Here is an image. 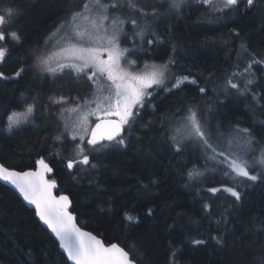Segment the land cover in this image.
<instances>
[{
    "label": "trees",
    "instance_id": "16d2710c",
    "mask_svg": "<svg viewBox=\"0 0 264 264\" xmlns=\"http://www.w3.org/2000/svg\"><path fill=\"white\" fill-rule=\"evenodd\" d=\"M134 2L148 12L153 4L164 3L160 11L165 13L170 0ZM84 3L87 0H0V9L15 10L11 30L22 37L20 43L3 44L9 52L6 61L0 63V71L11 75L21 66L25 69L18 80L0 81V161L19 170L35 168L41 158L51 162L52 178L59 184L57 193L70 196L78 223L106 244L117 242L125 247L138 264H172L174 250L177 264H255L256 257L264 256V234L260 232L264 220V182L225 177L222 171H213V163H206L194 146L175 153L169 137L190 105L197 106L204 116L207 111L212 112L209 121L222 124L225 129L239 124L241 128H252L256 136L259 130H264V107H261L264 100L257 103L251 96L241 100L236 90L222 91V80L226 83L228 76L243 73L246 66L249 57L241 52L242 42L250 52L264 54V0H258L251 10L242 3L237 11L227 15L223 12L213 15L209 5L186 0L179 14L161 15L155 20L150 16L140 18L142 27L156 22L150 31L157 34L160 42L153 45L146 43L154 38L152 35L147 33L143 41L139 40L133 36L139 29L126 23L128 37L122 42L135 53L129 59L145 65L169 64L172 58L175 63L169 64L172 72L169 86L172 87L175 77L182 75L196 78L197 84L185 83L172 91L155 88L153 105H145L132 128L126 127L124 137L128 147L93 152L86 146L90 164L78 163L72 171L67 162L77 159L75 145L79 140L71 139L72 120L66 108L75 98L89 93V81L84 77L77 79L71 69L55 74L42 72L35 67V56L50 54L56 48L65 30L59 26L65 23L66 27L70 13ZM213 4L220 7L221 0H213ZM132 15L129 8H124V18ZM254 70L259 79L253 90L264 95V67L255 66ZM240 76L234 82L242 87ZM200 87L206 88V92L200 93ZM58 97L67 98L68 102L54 103L53 98ZM29 104L35 108L32 122L12 133L5 132L8 115L24 110ZM58 135L61 140L55 139ZM194 167L204 175L190 181L187 172ZM261 170L258 166L257 172ZM152 180L157 183L145 192L141 185ZM222 184L237 187L244 197L229 219L225 243L220 247L210 241L192 249L184 241V234L194 227L189 219L200 218L203 201L211 203L213 211L210 219L202 220L201 232L205 236L217 235V227L221 230L225 227L218 226L216 221L234 198L224 192L216 196L207 192V188ZM153 206L154 215L149 217L145 210ZM121 208L139 214L140 222L129 225L122 219ZM173 224L175 228L169 229ZM12 240L25 250L31 248L33 259L39 264H70L35 210L0 182V261L25 264L28 257L20 252L12 254Z\"/></svg>",
    "mask_w": 264,
    "mask_h": 264
},
{
    "label": "snow or ice",
    "instance_id": "6c2138e0",
    "mask_svg": "<svg viewBox=\"0 0 264 264\" xmlns=\"http://www.w3.org/2000/svg\"><path fill=\"white\" fill-rule=\"evenodd\" d=\"M95 10L89 3L83 4L81 11L70 13V21L74 22L77 18L87 22V27L81 30L80 25L73 24L74 38L78 42L71 43L69 49H60L61 52H69L66 57L67 62L57 60L53 66L54 54H42L35 56V67L42 72L55 74L57 71H63L69 68L74 71L77 79L86 77L97 87V91L92 93V98H83V103L79 98H75V108L71 111H78V127L70 132L72 141L79 140L75 145L76 155L80 156V160L69 159L67 168L73 169L75 164L82 163L90 164L89 154L85 152V137L87 146L91 147L93 152L102 151L109 147H128L125 137L121 134L125 126L129 129L136 123V118L140 115L141 109L145 107L147 98L152 96V92L148 90L153 86H162L166 80V72L168 65L162 66L160 70L131 73L125 70L122 65V60H127L134 51L128 47H121V36L127 39V34L124 32V25L131 24L134 31L133 36L144 40L146 32L152 35L153 39H147L148 45H153L160 42V38L155 32L150 31V26L142 27L140 18L151 17L153 20L161 15L172 16L179 14L182 11V6L186 4V0H170L168 3V11L162 13L161 8H164V3L153 4L151 12L146 11V7L139 6L134 0H126L129 10L133 13L132 16L121 18L117 15H110L109 9L113 12L122 9L125 5L121 0H111L110 3H102L101 0H93ZM199 3L209 5L211 13L223 12L227 15L230 12L237 11L243 3L246 9L251 10L257 6L258 0H221L220 7L213 4V0H199ZM227 10V11H225ZM15 20V10L11 7L0 9V63L6 61L9 49L3 44L8 41L20 43L22 37L17 31L11 30V25ZM60 29L65 28V23H61ZM67 35V34H66ZM239 34L237 33V36ZM241 52L248 55V61L243 69V73L233 72L226 78L225 85L222 86L223 93H228L229 89L236 90L240 95H250L253 101L259 103L264 100V95L258 94L253 89L257 86L258 77L255 73V66L264 67V54L250 52L245 43L240 45ZM175 51V48H173ZM106 54V58H105ZM240 55V53H238ZM129 64H135V60H128ZM175 60L169 58V64H174ZM147 67V65H146ZM239 67V65H237ZM25 69L21 66L11 75H6L0 71V81H11L22 78ZM245 76L243 88L240 84L234 82V79L239 76ZM105 77L111 81L108 87H101L97 81ZM176 83L169 88L180 89L185 83L196 85L195 79H190L189 76L175 77ZM200 93H205L206 88L200 87ZM106 93V94H105ZM67 98L60 97L55 103H67ZM95 105L93 108L92 105ZM154 107V106H153ZM264 107V105H261ZM34 105H26L23 113L13 112L7 117V131L9 133L19 129L22 124L28 123L34 113ZM64 109H62V112ZM180 110L178 109L177 112ZM103 113L105 118H101L97 113ZM97 116L99 122L92 127L89 124V117ZM116 117L117 119H109ZM179 126L176 127L174 134L169 139L171 140V148L177 154L182 153L185 148L194 146L200 153L203 154L205 162L213 163V171L220 170L225 177L243 178L245 182L261 181L264 182V138H258L253 129L250 127L241 128L239 124L225 129L222 124H213L195 105H190L179 118ZM67 129V125H65ZM90 133V136H89ZM56 140H61V136H56ZM108 141V144L102 143ZM259 153V158L253 156L249 158V153ZM39 165L36 171H15L10 170L3 164H0V180H3L13 185L22 194L24 200L35 206V214L44 224L48 226L51 232L59 241V248L67 255V259L74 264H133L129 258V253L117 244L113 243L110 246H105L103 242L97 239L90 232L83 231L74 222L75 218L72 212L69 211L71 201L67 195L54 196L52 189L56 187L55 180H46L45 173L51 172L52 169L45 163L44 159L36 161ZM262 170L257 172V167ZM96 167V165H92ZM234 174V175H233ZM204 173L197 170L195 167L187 172L188 179L195 180ZM157 182L150 181L148 185H141L145 192ZM207 192L216 196L217 193H227L234 198L222 212L220 219L216 221L217 225H225L221 230L217 227V235L205 236L201 232L202 220L210 219L213 211V205L208 201H203L199 212L200 218L191 217L190 227L185 230L184 241L191 246L192 249H198L201 246H206L210 241H214L215 245L222 247L225 243V233L227 232V224L235 209L243 202L242 193L235 186L222 184L220 187H209ZM111 211V209H109ZM122 212V219L128 222L129 225H135L140 222V215H133L129 211ZM155 208L147 207L145 214L149 217L154 215ZM169 229H174L175 224L169 225ZM261 234H264V220L261 221ZM13 248L11 250L14 255L20 252L28 257L25 264H39L33 259V250L31 248H21L15 240L11 241ZM177 252H172V264H177ZM3 264V261H0ZM7 264H19V261H8ZM255 264H264V256H258L255 259Z\"/></svg>",
    "mask_w": 264,
    "mask_h": 264
},
{
    "label": "rangeland",
    "instance_id": "374dc122",
    "mask_svg": "<svg viewBox=\"0 0 264 264\" xmlns=\"http://www.w3.org/2000/svg\"><path fill=\"white\" fill-rule=\"evenodd\" d=\"M125 1H126V0H121V2L124 3V5H125ZM101 2H102V3H110L111 0H101ZM87 3H89L90 6L93 7V9L95 10V5H94V3H93V0H87ZM124 8H126V10H127V9H128V6L125 5L122 9H120V10H118V11H115V12H113V10L109 9V14H110V15H117V16H119V17H121V18H124V17L122 16V12L124 11ZM82 9H83V6H82L79 10H77V11H81ZM69 21H70V17L68 18V21H67L68 23H66L65 30L62 32L61 41H60V40L57 41L56 48L50 53V54H54V55H53V61H52L53 66L55 65V63L57 62V60H59L60 62H67L65 58L68 57V56L70 55L69 52H67V51H66V52H61L60 49H62V48H64V49H69V48L71 47V43H73V42H78V41H76L75 38H74L73 24H78V25H80L81 30H83L84 28H86V27L88 26V25H87V22H86V21H83V20L80 19V18H77L74 22H71V23H69ZM155 24H156V22H149L148 24H145V25H146V26H150V29H154V28H155ZM124 32H125V33L127 32V30H126V24L124 25ZM66 34H67V35H66ZM146 36H147V32H146V34H145L144 39L146 38ZM127 37H128V36H127ZM138 38H139V37H138ZM123 39H125V38H124V36L122 35V36H121V47H128V46H126V45L123 44V42H122ZM139 40H141V39L139 38ZM135 45L137 46V45H139V44L136 43ZM137 50H138V48L136 47V48H135V51H137ZM105 58H106V54H105ZM128 60H132V59L127 58V60H122V61H121V65H122V67H123L125 70H127L128 72L134 73V74H136V73L152 72V71L160 70V69L162 68V66H164V65H168V71L166 72V77H167V78H166V80H165V83H164V85L159 86V87H162L164 91H168L169 88H172V87L169 86L170 84H168V81L170 80V76H171V74H172V72H171V67L169 66V64H167V63H166V64H165V63H150V64H145V65H144L143 63H141V64L138 63V64H137V62H136L135 64H129V63L127 62ZM146 65H147V67H146ZM68 69H69V68H65L63 71H57L56 73H63V72H65V71L68 70ZM183 76H188V75H182V76H178V77H183ZM189 77H190V76H189ZM84 78L87 79L86 77H84ZM190 79H195V80H196V78H194V77H190ZM87 81H88V80H87ZM196 81H197V80H196ZM240 82H241V85H242L241 88H243V84H244V82H245V76H244V75H241V76H240ZM175 83H176V79L174 80V83H173V84H175ZM97 84H98L99 86H101V87H108V86L111 85V81H108L105 77H101V78L97 81ZM173 84H172V85H173ZM222 84L225 85L224 80H222ZM159 87H157V86L154 85L153 88L149 89L148 91H149V92H152V94H154V93H155V88L159 89ZM96 91H97V87H96L95 85H93L92 82L89 81V93L85 94L82 98H79V99H80V102L83 103V98H84V97H88L89 99H91V98H92V93H94V92H96ZM105 94H106V93H105ZM236 95L242 97L241 100H247V97L250 96V95H240V94H238V93H237ZM57 99H59V97H58V98H53V102L55 103V101H56ZM148 99H149V98H147V101H146V104H145V105H148V106L150 107V106L153 105V103H152L153 99H151V100H148ZM92 107L94 108L95 105L93 104ZM73 108H75V99H74L73 103L70 104L69 106H67V108H66V109H68L69 113L71 114L70 116H71V120H72V121H71L70 124H71V129H72V131L78 127V118H79V112H78V111H71V109H73ZM66 109H65V110H66ZM24 110H25V109H24ZM24 110H16V111H13V112L23 113ZM13 112H12V113H13ZM33 114H34V113H33ZM33 114H32V116H31L29 122H28V123H24V124H22L21 127H23V126H25V125H27V124H30V123L32 122V120H33ZM205 114H206L205 116H206L208 119L212 118V116H213L212 112H208V111H207ZM97 115L100 116L101 118L104 117L102 112H101V113H97ZM95 119L97 120V116H91V117H89V124H90L91 126L94 124ZM21 127H20V128H21ZM3 130H4L5 132L9 133V132L7 131V124H6V126L3 128ZM16 130H17V129H16ZM257 136H259L258 138H264V130H263V129L259 130ZM87 138H88V137L86 136V137H85V145H84L85 147L87 146V144H86V140H87ZM88 147H89V146H88ZM86 148H87V147H86ZM86 148H85V152H87ZM253 156H255V158L258 159V152H256V153H251V152H250V153H249V158H250V159H251ZM76 158H77V159H80L81 157L78 156V155H76ZM208 163H212V162L210 161V162H208Z\"/></svg>",
    "mask_w": 264,
    "mask_h": 264
},
{
    "label": "water",
    "instance_id": "95a60500",
    "mask_svg": "<svg viewBox=\"0 0 264 264\" xmlns=\"http://www.w3.org/2000/svg\"><path fill=\"white\" fill-rule=\"evenodd\" d=\"M103 118H105V117H103ZM103 118H102V119H103ZM109 119H117V118H116V117H110ZM97 122H99V120H96V121L94 122V124L92 125V127H94V126H95V123H97ZM125 132H126V126H125L124 131H123L121 134L124 136ZM89 136H90V133H89ZM88 138H89V137H88ZM107 142H108V141H103L102 143H107ZM108 143H109V142H108ZM89 147H90V146H89ZM75 160H80V159H75ZM44 161H45V163H47L48 166L52 169L51 172H46V173L44 174V175H45V179H46V180H55V179L52 178L53 173H54V168H53L51 162L47 161L46 159H44ZM0 164H3V163L0 161ZM3 165H4V164H3ZM76 165H77V164H75L74 167H73V169H71V170H74V168H75ZM4 166L7 167V168H9L10 170H15V171H36V170H38V168H39V165H37V163H36V167H35V168L25 169V170H19V169H16V168H11V167H8V166H6V165H4ZM55 181H56V187L52 189V193H53L54 196L67 195V196L69 197V199H70V201H71V205H70V207H69V211L72 212V215H73L74 218H75L74 222L76 223V225H77L78 227H80L83 231L92 233L94 236L97 237V239L101 240L105 246H110L111 244H113V243H111V244H106V243L104 242V240H103L100 236H98V235H96L95 233H93V232L87 230L86 228H84L83 226H81V225L78 223V221H77V214L74 213V212L72 211V207H73L72 199L70 198V196H69L67 193H61V194H58V193H57V189H58V187H59V184H58V181H57V180H55ZM0 182L3 183V184H5V185H7V186H9L10 188H12V189H13V190L19 195V197L23 200V202H24L29 208L35 210V206L29 204L26 200H24L22 194L18 191V189H16L13 185H11V184H9V183L3 181V180H0ZM37 217H38V216H37ZM38 218H39V217H38ZM39 220H40V219H39ZM40 222H41L42 225H43V226H44V227L50 232V234L54 237V239H55V240L58 242V244H59V241L56 239L55 235L51 232V230L48 228V226H47L46 224H44L43 221L40 220ZM115 244H117L119 247H121V248H123L125 251H127L126 248L123 247L122 245H120L119 243L115 242ZM60 250L63 252L62 249H60ZM127 252H128V251H127ZM63 253H64V252H63ZM128 253H129V252H128ZM64 254L66 255V253H64ZM66 257H67V255H66ZM129 258L133 261V264H138L136 261H134V260L131 258L130 253H129ZM69 262H70V264H74V262L71 261V260H69Z\"/></svg>",
    "mask_w": 264,
    "mask_h": 264
},
{
    "label": "flooded vegetation",
    "instance_id": "af4514ba",
    "mask_svg": "<svg viewBox=\"0 0 264 264\" xmlns=\"http://www.w3.org/2000/svg\"><path fill=\"white\" fill-rule=\"evenodd\" d=\"M155 93H156V91H155ZM153 95H154V94H152V96H153ZM152 96H151V97H149V99H148V100H151V99H153L154 97H152Z\"/></svg>",
    "mask_w": 264,
    "mask_h": 264
},
{
    "label": "bare ground",
    "instance_id": "6f19581e",
    "mask_svg": "<svg viewBox=\"0 0 264 264\" xmlns=\"http://www.w3.org/2000/svg\"><path fill=\"white\" fill-rule=\"evenodd\" d=\"M81 159V158H80ZM73 171V170H72Z\"/></svg>",
    "mask_w": 264,
    "mask_h": 264
}]
</instances>
